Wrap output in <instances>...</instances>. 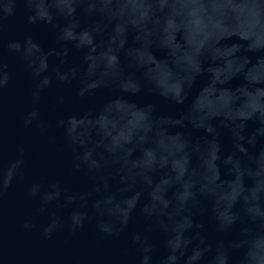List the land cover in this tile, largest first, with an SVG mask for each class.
Wrapping results in <instances>:
<instances>
[{
	"label": "clouds",
	"instance_id": "clouds-1",
	"mask_svg": "<svg viewBox=\"0 0 264 264\" xmlns=\"http://www.w3.org/2000/svg\"><path fill=\"white\" fill-rule=\"evenodd\" d=\"M21 5L27 24L52 27L55 47L31 34L4 40ZM73 49L83 53L79 65L68 63ZM5 52L33 81L26 127H49L39 105L54 81L76 82L80 98L116 95L56 121L72 154L69 175L87 177L85 187L30 176L23 146L6 159L0 122V214L23 181L36 214L21 228L45 239L88 225L119 236L138 214L132 264H264V0H0V107L12 78ZM142 93L186 107L159 114L132 99ZM64 103L56 97L55 106Z\"/></svg>",
	"mask_w": 264,
	"mask_h": 264
},
{
	"label": "water",
	"instance_id": "water-1",
	"mask_svg": "<svg viewBox=\"0 0 264 264\" xmlns=\"http://www.w3.org/2000/svg\"><path fill=\"white\" fill-rule=\"evenodd\" d=\"M27 34H31L46 50L56 46L52 27L46 24H27L21 5L17 15L6 22L3 38L5 41L20 39ZM156 54L163 56L160 51ZM82 57V52L71 50L68 56L69 65H79ZM4 59L12 73L0 107L5 158L15 159L17 147L23 146L30 176L39 179L63 176L69 184L85 187L88 183L87 177L69 175L72 154L64 147L56 121L67 115L98 110L116 92L113 89H103L92 96L80 98L76 95V82L65 85L54 81L39 105L42 117L49 127L43 131L35 125L26 127L23 117L33 107L30 96L33 81L18 57L5 52ZM55 63V58H50V64ZM61 95L65 97V103L57 107L55 99ZM132 99L141 104H154L157 112L163 115H177L186 107L145 93ZM204 99L207 101L209 96L206 95ZM185 131L193 136L203 135L191 128ZM222 144L225 151L230 150L231 144L226 133L222 135ZM35 214V206L25 197L24 182H14L4 197L0 214V251L3 253L0 264H132L135 253L129 245L128 234L141 229L144 223L141 216L134 214L129 228L119 236L105 237L92 225H88L75 235L59 233L52 239H45L36 230L26 231L21 228L23 219ZM202 219L209 239L214 240L217 234L210 219ZM154 238L158 240L159 237Z\"/></svg>",
	"mask_w": 264,
	"mask_h": 264
}]
</instances>
